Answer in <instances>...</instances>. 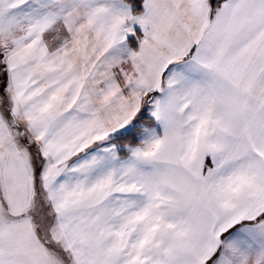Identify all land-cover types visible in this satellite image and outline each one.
Segmentation results:
<instances>
[{
    "label": "snow or ice",
    "instance_id": "6c2138e0",
    "mask_svg": "<svg viewBox=\"0 0 264 264\" xmlns=\"http://www.w3.org/2000/svg\"><path fill=\"white\" fill-rule=\"evenodd\" d=\"M0 264H264V0H0Z\"/></svg>",
    "mask_w": 264,
    "mask_h": 264
}]
</instances>
